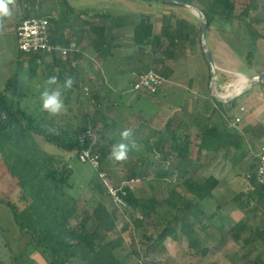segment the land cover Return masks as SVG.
Masks as SVG:
<instances>
[{"label": "trees", "instance_id": "obj_1", "mask_svg": "<svg viewBox=\"0 0 264 264\" xmlns=\"http://www.w3.org/2000/svg\"><path fill=\"white\" fill-rule=\"evenodd\" d=\"M182 1L196 4L201 8L208 19V30L217 25L225 28L236 18L246 20L251 11L256 9V5L249 3L237 15L235 0ZM69 8L73 10L72 7ZM30 16H46L49 19L51 43L66 49V55L65 57L62 54L58 55V51L50 54H25L20 51V65L28 60V72L33 78L38 74V62L42 61L43 88L50 75H57L61 84L66 76H71L75 83L72 89L64 94L65 110L58 116H49L41 110L40 93L43 88L33 95L35 101L32 106H27L23 105L28 97L24 90L21 91L16 86L9 94L0 87V202L11 210L20 231L28 232L30 240L49 253V264H74L76 260L82 264H124L116 252L123 242V232L127 226L118 228L116 212L110 210L102 199L104 195H109L104 185L96 184L101 198L91 210V216L98 225L94 231L88 229V217L73 220L77 200L67 192L74 174L70 161L75 156L79 159L81 150L89 146L81 145L80 135L89 127L96 131L99 139L93 147V152L99 156L103 164L109 158L111 146L119 141L118 135L111 138L106 135L109 129L116 130V125L98 110L90 126L80 119L78 106L83 99V84L80 80L81 71L76 63L79 58L77 53L71 50L73 40L54 30L55 24L60 26V19L43 14L39 10L28 12L22 18ZM95 16L99 19L109 18L111 26L106 27L100 21L92 22L88 30L81 31V36L83 37L87 31L94 33L96 37L92 46L101 55L107 54L112 47H119L117 44L111 46L107 30L132 27L134 32L132 55L150 59L144 67V72L155 70L166 79L174 70L165 61L174 58L175 54L164 50V39H168L173 46L180 42L192 48L197 39L201 45V30L197 18L196 22H193L174 15L165 16V24L157 33L153 14L96 13ZM246 32L252 40L264 37V34L250 25L246 27ZM253 44V41L249 42V45ZM47 56L52 57V62L45 63ZM247 57L249 64L252 65L251 58L254 57V52H249ZM94 98L97 99V104L101 103V96L98 93L94 92ZM154 136L156 140L153 139ZM244 140L243 135L222 128L218 124L189 129L178 137L172 123L169 122L165 131H156L149 138H145L148 151L159 158L158 167L144 158H138L137 162L150 166L160 177H170L176 174L175 169L168 167L171 161L201 160L205 151L217 152L220 147H235L241 150L244 147ZM42 141L54 146L55 150L47 151ZM252 170L247 174L248 190L237 192L231 202H221L216 198L215 192L221 180L215 175L211 174L205 180L199 181L180 170L181 185L185 191L174 189L165 198L166 204L177 213L173 221L160 233V238L176 239L178 231L171 224H180V231L187 240L188 248L195 255L201 256L208 255L211 250L208 246H202L199 232L215 228L220 232L226 230L239 239L240 232L245 229L246 224L243 221H234L229 216L228 205H236L242 210L248 203H252L251 210L264 212V185L258 182L256 171ZM122 188L126 192L124 200L131 209L144 206L148 209L146 217L158 215L156 198L140 202L130 186ZM111 232H117V236L107 240L105 234ZM243 242L246 246L261 244L264 247V228L254 229L250 235L243 238ZM253 264L263 263L256 261Z\"/></svg>", "mask_w": 264, "mask_h": 264}, {"label": "rangeland", "instance_id": "obj_2", "mask_svg": "<svg viewBox=\"0 0 264 264\" xmlns=\"http://www.w3.org/2000/svg\"><path fill=\"white\" fill-rule=\"evenodd\" d=\"M19 2L21 0H18ZM33 1L35 7L42 9L43 5H48L46 0H30ZM65 10V15H70L69 6H73L77 13L88 12L93 13H110V14H125V13H146L156 15L162 12L165 8H179L180 6L166 4L160 1L148 0H58ZM236 14L239 15L244 7L249 3L256 5V9L252 10L249 18L243 20L236 18L237 29L241 36L245 35L248 41L244 46L245 59L237 57V69L246 75H251L252 66H264V37L252 40L246 32L248 25L254 27L259 33L264 34V0H235ZM65 5V7H64ZM25 3L17 4L14 12L21 10ZM188 11H191L188 9ZM69 13V14H67ZM22 13L21 18L24 17ZM15 17V13H14ZM197 17V16H196ZM13 16L5 21V28L0 34V87L5 89L9 94L16 88L25 91L28 95L24 100L23 105L32 106L35 101L33 95L36 94L44 86V78L42 72L44 65L38 62L37 76L31 77L28 69V60L23 64L19 63L20 50L17 46L16 36L13 32ZM198 19V17H197ZM20 21V19H19ZM217 27H219L217 25ZM245 31L246 34L241 33ZM243 34V35H242ZM253 41V45L249 42ZM253 51L252 65L249 64L248 53ZM214 52V51H213ZM87 72L86 68H83ZM85 76V75H84ZM240 75H233L237 81ZM17 79V83H16ZM246 80V79H245ZM245 82V81H244ZM122 85L120 91H111V96L119 108L125 105V99L128 96H133L127 84ZM245 85V84H244ZM88 83L83 84V99L78 108L79 115L82 121L89 123L98 110L101 114L106 115V108H101V104H97V99L94 98V91L90 89L86 91ZM124 89V90H123ZM143 102L134 100L128 110L142 109ZM147 105V104H146ZM148 106V105H147ZM108 116V115H106ZM112 121L111 118H109ZM138 120H135L129 127L133 132V139L136 147L131 148L128 153V158L123 162H116L109 158L103 162V168L108 173L107 181L116 187L130 186L134 196L140 202L144 199L156 198L158 205L156 207L158 215L145 216L148 209L144 206L137 209L118 206L109 195L102 197L110 210L116 212L118 216V228L121 229L127 226L123 232V242L117 250L116 255L123 261L124 264H253L254 262H262L264 264V247L261 244L246 246L243 238L247 237L256 228H264V212L251 210L252 203H248L245 209L240 210L236 205H228L229 216L234 221H244L245 229L240 232L239 239H236L233 234L226 230L220 232L215 228L209 229L207 232H199V239L202 246H208L210 252L206 256L195 255L188 248L187 240L180 231V224L173 223L178 235L176 239L168 237L165 240L160 238V233L164 228L173 221L176 210L169 207L164 201L165 198L174 190L185 191L181 185L179 173L185 171L189 175L194 176L199 181H203L212 171L205 170V153L201 160H187L179 162L176 159L171 161L168 167L175 169V175L170 177H160L154 173L150 166L142 165L137 162L138 158L148 159L156 167L159 165L158 156L150 153L144 143L143 138L152 134L145 128H140ZM91 125V124H90ZM89 125V126H90ZM116 129L118 124L115 123ZM124 127H128L125 124ZM112 130L109 129V131ZM115 130V129H114ZM107 135V133H106ZM119 134H109V137ZM152 142V141H151ZM47 151L55 150V147L41 142ZM163 166V164H160ZM70 166L74 169V174L70 180L71 187L67 188L69 195L77 200L76 214L73 220L79 217H88L89 231H94L97 228V223L91 216V210L95 203L101 198L100 191L97 188L98 183H104L98 177V173L89 163H82L77 156L70 161ZM246 164L240 167L239 170L230 169L226 172V180L220 184L215 192L216 198L221 202H231V199L237 192L247 191L249 182L247 180ZM181 170V172H180ZM213 173L218 174L217 170ZM101 181V182H100ZM101 185V184H100ZM102 186V185H101ZM22 231L14 221L11 210L0 202V264H49L50 256L46 250L39 248L33 241L28 240L24 247H18L22 239ZM107 240H111L117 236V232L105 234ZM74 264H82L76 260Z\"/></svg>", "mask_w": 264, "mask_h": 264}, {"label": "crops", "instance_id": "obj_3", "mask_svg": "<svg viewBox=\"0 0 264 264\" xmlns=\"http://www.w3.org/2000/svg\"><path fill=\"white\" fill-rule=\"evenodd\" d=\"M46 1L48 5H43L39 10L33 1L21 0L19 2L17 0V4L25 3V6L14 12L15 17L13 14L14 35L22 13L26 15L28 12L33 13L35 10H39L43 14L52 15L61 20L60 26L55 24L53 28L58 30L62 36H69L73 40L71 50L76 52L79 58L76 63L81 71L82 84L88 83L92 88L86 87L89 90L93 89L101 96V108H106V115L118 124L116 130L112 129L107 132L108 137L110 133L120 134L123 129L130 128L129 125L133 124L135 120H138L140 128H145L154 134L156 131H165L166 124L170 122L178 137L189 129L218 124L222 128H228L243 135L245 138L244 147L241 150L235 147H220L217 152L205 151V170L212 171L209 175H215L223 183L226 180V172L230 169L232 171L239 170L246 164L245 174H249L251 169L253 172L256 170L259 149L264 145V81L229 103H221L212 96L210 67L198 39L192 48L188 44L180 42L173 46L168 39H164V50L172 51L175 54L174 58L165 61L168 66L173 68V74L156 95L145 91L135 92L132 90V83L136 80V75L144 72V67L150 62V59L132 55L133 28L107 30L106 34L111 40V46L117 44L119 47H112L103 56L92 46L95 34L87 31L82 37L81 31L88 30L90 23L98 21L109 27L111 26L109 18L99 19L95 16L96 13H77L73 6H71L73 8L71 14L65 15V10L62 9L58 0ZM188 9L180 6L178 9L165 8L162 12L156 13L154 15L155 31L157 33L161 31L165 24L164 17L168 15L196 22V15L191 9H189L191 11ZM236 27L235 19L225 28L212 26L207 33L208 45L218 68L215 89L220 94L225 93L227 87L230 92L237 91L235 89L245 84L242 78L245 79L248 76L237 69V57H245V44H248V41L243 35L246 34L245 31H241L243 33L241 36ZM58 55H61L60 51H58ZM39 62L42 64V61ZM50 62H52V57L47 56L45 63ZM252 67L255 71L251 75L264 71V66L261 64ZM83 68L87 69L85 76ZM237 74L242 78L239 76L240 79L235 81L233 75ZM125 84L133 96H128L125 99V105L119 108L111 96V91H120L122 85L126 87ZM134 100L143 102L140 106L142 109L139 108L135 111L127 109V107H131ZM93 120L91 119L87 124H92ZM125 124L128 127H124ZM149 136L151 134L143 138L144 145L145 138H149ZM153 139L156 140V137L154 136ZM145 147L148 150L146 145ZM213 170H217L218 174L213 173ZM21 234L22 239L18 247H24L30 240L28 232H21Z\"/></svg>", "mask_w": 264, "mask_h": 264}, {"label": "built area", "instance_id": "obj_4", "mask_svg": "<svg viewBox=\"0 0 264 264\" xmlns=\"http://www.w3.org/2000/svg\"><path fill=\"white\" fill-rule=\"evenodd\" d=\"M17 46L22 53L25 54H50L53 51H60L65 57L66 49L54 46L50 38V22L46 16H30L21 18L15 30ZM167 79L156 72L149 70L147 72L136 75V80L132 83V90L135 92L145 91L151 95L159 93L161 88L167 83ZM88 91V87L85 88ZM229 87L226 88L222 95H230ZM239 121V119H237ZM99 139L98 134L91 127L87 128L79 137L81 145H89L81 150L79 160L82 163H89L93 169L98 172V177L104 183L106 192L116 205L127 207L128 204L124 200L126 192L123 186L116 187L111 185L108 179V173L103 168V164L99 160V156L93 152V147ZM258 162L256 167V176L259 183L264 185V145L260 147L257 156Z\"/></svg>", "mask_w": 264, "mask_h": 264}, {"label": "clouds", "instance_id": "obj_5", "mask_svg": "<svg viewBox=\"0 0 264 264\" xmlns=\"http://www.w3.org/2000/svg\"><path fill=\"white\" fill-rule=\"evenodd\" d=\"M16 7L17 0H0V34L4 31L5 21L13 16ZM74 83L71 76H66L61 84L57 75H50L40 93L41 110L49 116L60 115L65 110L64 94L72 89ZM119 135V141L110 148L109 158L123 162L128 158L130 149L136 147V143L130 128L123 129Z\"/></svg>", "mask_w": 264, "mask_h": 264}, {"label": "water", "instance_id": "obj_6", "mask_svg": "<svg viewBox=\"0 0 264 264\" xmlns=\"http://www.w3.org/2000/svg\"><path fill=\"white\" fill-rule=\"evenodd\" d=\"M148 1H160L170 5L181 6L185 8L191 9L194 14L198 17L199 20V27L201 30V46L203 49V53L206 57V60L210 67V90L212 96L221 103H229L230 101L234 100L235 98L239 97L243 93L249 91L255 85L264 81V71L249 75L246 78V84L243 88L232 92L230 95H222L217 92L215 89V79L217 74V66L215 64L211 49L208 45L207 33H208V19L206 14L201 10V8L193 3L185 2L182 0H148ZM231 86V84H230Z\"/></svg>", "mask_w": 264, "mask_h": 264}, {"label": "bare ground", "instance_id": "obj_7", "mask_svg": "<svg viewBox=\"0 0 264 264\" xmlns=\"http://www.w3.org/2000/svg\"><path fill=\"white\" fill-rule=\"evenodd\" d=\"M242 76H243V75H242ZM240 77H241V76H240ZM241 78H242V77H241ZM245 79H246V78H245ZM245 79L242 78V80H244V81H245L244 83L246 84V80H245ZM242 82H243V81H242ZM236 86H238V85H236ZM234 87H235V86H234ZM243 87H244V85H242V87H240V88H238V89H235V88H234V89H235V90H239V89H241V88H243Z\"/></svg>", "mask_w": 264, "mask_h": 264}]
</instances>
